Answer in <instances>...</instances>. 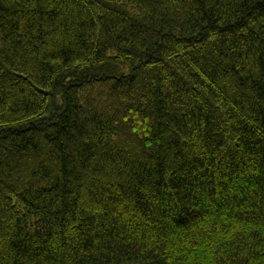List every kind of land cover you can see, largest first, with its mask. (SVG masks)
Listing matches in <instances>:
<instances>
[{"label":"trees","instance_id":"16d2710c","mask_svg":"<svg viewBox=\"0 0 264 264\" xmlns=\"http://www.w3.org/2000/svg\"><path fill=\"white\" fill-rule=\"evenodd\" d=\"M0 264H264V0H0Z\"/></svg>","mask_w":264,"mask_h":264}]
</instances>
